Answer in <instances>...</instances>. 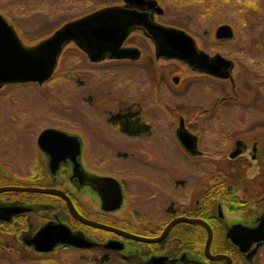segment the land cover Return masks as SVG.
I'll list each match as a JSON object with an SVG mask.
<instances>
[{"label":"flooded vegetation","instance_id":"af4514ba","mask_svg":"<svg viewBox=\"0 0 264 264\" xmlns=\"http://www.w3.org/2000/svg\"><path fill=\"white\" fill-rule=\"evenodd\" d=\"M162 15L147 0H118L49 36L71 25L47 81L70 44L93 65L128 62L149 72L158 69L162 77L172 62L192 77L160 78L167 85L157 91L160 102H169L171 84L178 86L173 112H142L131 104L108 114L114 134L142 148L133 153L141 161L134 159V172L127 175L96 161L86 132L57 124L32 132L25 126L32 135L22 132L17 152L0 151V264H72L79 254L87 255L89 264H264V112H242L251 106L240 99L234 60L220 54L231 66L214 75L218 52L197 46L186 58L171 50L158 30L172 27ZM112 21L121 27L115 41L93 35L94 28ZM41 41L23 45L32 49ZM200 52L207 55L204 60ZM221 81L228 82V90ZM15 83L20 82L0 89ZM214 84L220 86L219 98L213 96ZM218 107L241 108L218 112ZM117 116H132L135 128L126 131ZM47 128L77 136L76 162L63 156L55 161L40 147L38 137ZM69 202L83 218L136 237L155 240L169 228L161 240L141 241L77 220ZM58 232L78 233L87 246L57 241Z\"/></svg>","mask_w":264,"mask_h":264},{"label":"rangeland","instance_id":"374dc122","mask_svg":"<svg viewBox=\"0 0 264 264\" xmlns=\"http://www.w3.org/2000/svg\"><path fill=\"white\" fill-rule=\"evenodd\" d=\"M157 1L163 8L160 19L164 23L185 30L194 38L198 47L234 60L235 82L242 89L239 92L242 94L240 99L251 106L249 111L242 112H264L263 28H257L261 34L258 46L254 42L245 41L247 30L245 20L240 15L244 14V10L237 8L236 2L229 5L230 0H219L222 3L221 10L213 11L212 14L209 12L203 17L199 16L201 8L197 9L193 0L187 3L181 0L178 5L175 0ZM258 2L260 7H264V0ZM116 3L118 0H0V13L13 26L22 42L31 46L48 38L64 23L94 9ZM221 24L232 27V39L215 38V29ZM67 46L57 70L47 82L40 86L32 82H20L0 89V151L17 152V142L21 141L23 131L31 137L32 132L36 131L32 129L64 125L83 131V134L86 132L91 137L90 151L97 157L98 163L105 164L121 175L134 172L131 169L132 161H141V155L134 154L142 148H139L136 140L114 134L107 122L108 114L131 104L142 112H173L180 92L178 86L171 84L167 88L169 102L165 99L160 102L157 91L161 84V87H167L161 81L162 77L166 81L168 74L173 73L189 78L192 76L172 62L166 66L162 77L158 69L149 72L128 62L108 61L93 65L76 47L71 44ZM252 57H258L259 63H255ZM222 83V89L225 87L228 90V82ZM196 86L198 89V82ZM134 89L137 98L133 97ZM219 93L220 86L214 84L213 96L219 98ZM239 108H229L228 111L227 108L218 107L217 110L238 112ZM25 126H30L32 129L28 131L32 132L25 130ZM104 136L107 142L102 139ZM143 172H147L146 169ZM170 172H174L173 168ZM86 256L74 255L72 264H89Z\"/></svg>","mask_w":264,"mask_h":264},{"label":"water","instance_id":"95a60500","mask_svg":"<svg viewBox=\"0 0 264 264\" xmlns=\"http://www.w3.org/2000/svg\"><path fill=\"white\" fill-rule=\"evenodd\" d=\"M127 2L143 3L145 0H125ZM151 7H154L158 14H163V8L157 5L156 0H147ZM164 33L165 42L171 50L177 51L186 58H191L197 50V45L194 38L185 30L176 29L173 27L164 28L161 30ZM121 27L117 25L116 21L100 25L92 30L93 35L104 42H112L117 39ZM71 25H65L62 29L58 30L52 37L42 40L35 48H28L21 43L19 37L15 33L12 26L7 22L6 18L0 13V85L12 82H37L44 83L51 76L55 62L56 55L60 51V43L70 35ZM215 38L218 40H230L234 37V31L229 24H221L216 27L214 32ZM202 59L207 57L203 52H200L199 57ZM231 60L225 59L222 55L218 54L215 57V65L211 66L212 74L220 75L219 71L222 67L229 68ZM38 143L40 147L51 155L54 159L58 156L70 157L75 161V156L80 153L81 146L76 135H69L61 130L44 129L39 137ZM61 159V158H60ZM51 166H56L53 164ZM25 190L37 191L39 189L27 188ZM41 191V190H40ZM69 208L74 217L90 226L110 230L116 233H121L128 237H134L141 241H156L161 240L168 231V228L155 240L147 238L136 237L129 233L114 229L107 225L87 220L79 215L69 202ZM52 229V227H51ZM43 239V232L40 235ZM57 241H65L66 243L74 246L85 247L87 241L78 233H60L57 234ZM42 243H45L43 241ZM46 244V243H45Z\"/></svg>","mask_w":264,"mask_h":264},{"label":"trees","instance_id":"16d2710c","mask_svg":"<svg viewBox=\"0 0 264 264\" xmlns=\"http://www.w3.org/2000/svg\"><path fill=\"white\" fill-rule=\"evenodd\" d=\"M196 3L194 6L198 9L201 8L199 11V16L203 17L208 15L210 12L211 14L213 11H219L222 8V3L219 0H193ZM231 1V2H230ZM229 5L235 4L240 8V10H244V14H240L243 16L245 20L246 32L245 41H251L257 44V46L261 43L260 41V31L257 29L263 28L264 30V7H260L258 0H230ZM206 14V15H205ZM244 37V36H243ZM255 63H259L260 60L258 57L251 58ZM124 129L126 131H132L135 128L136 122L132 116H125L117 118Z\"/></svg>","mask_w":264,"mask_h":264},{"label":"bare ground","instance_id":"6f19581e","mask_svg":"<svg viewBox=\"0 0 264 264\" xmlns=\"http://www.w3.org/2000/svg\"><path fill=\"white\" fill-rule=\"evenodd\" d=\"M180 1L181 0H175V3L178 5ZM184 1H185V3H187V1H191V0H184Z\"/></svg>","mask_w":264,"mask_h":264}]
</instances>
